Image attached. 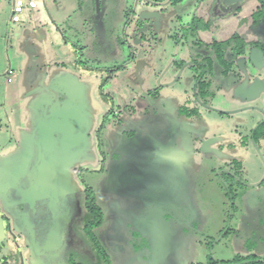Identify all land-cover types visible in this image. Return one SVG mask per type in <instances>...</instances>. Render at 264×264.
<instances>
[{
  "label": "rangeland",
  "instance_id": "rangeland-1",
  "mask_svg": "<svg viewBox=\"0 0 264 264\" xmlns=\"http://www.w3.org/2000/svg\"><path fill=\"white\" fill-rule=\"evenodd\" d=\"M15 1L22 0H0V79L8 69L14 71L21 97L13 96L8 110H0L1 123L14 113L17 127L31 117L34 121L36 102L65 73L84 85L85 102L98 121L113 103L111 93L99 98L96 92L106 75L115 89L138 93L133 117L110 120L114 128L104 129L102 137L92 134L75 166L81 168L73 181L80 216L67 227L58 262L214 264L210 258L227 262L251 254L263 259L264 149L237 144L261 116L250 111L230 119L206 111L196 117L181 113L193 81L188 70L172 64L181 56L179 48L168 31L151 41L133 32L147 0H30L36 4L35 19L27 20L26 10L22 22L13 24ZM255 71L246 66L238 74L246 78ZM232 92L238 94L230 88L214 95L211 105L227 111L236 102L261 105L264 100V94L248 100ZM5 124L0 146L6 145V136L13 138ZM174 125L186 134L171 143ZM101 143L102 156L97 151ZM112 153L119 159L114 161ZM233 160L242 164L235 178L226 172ZM122 175L129 176V184ZM92 210L99 221L95 226ZM229 228L235 235H222Z\"/></svg>",
  "mask_w": 264,
  "mask_h": 264
},
{
  "label": "flooded vegetation",
  "instance_id": "flooded-vegetation-1",
  "mask_svg": "<svg viewBox=\"0 0 264 264\" xmlns=\"http://www.w3.org/2000/svg\"><path fill=\"white\" fill-rule=\"evenodd\" d=\"M163 30L169 32V39L181 54L178 61L173 60L172 64L182 71L188 70L193 81L190 92H185L181 113L196 117L206 111L230 119L242 112H256L261 116L260 120L237 144L242 148L254 146L259 151L264 149V100L261 105L236 102V107L227 111L211 105L214 95L230 88L240 95L232 92L238 99L255 100L264 94V77L260 75L264 69V0H147L145 8L136 15L133 32L138 37L148 36L151 41L156 39L155 34ZM246 66L256 71L242 78L238 70ZM66 79L67 76L56 79L53 88L44 91L41 95L43 99L36 102L34 125L25 138L19 161L11 167L5 162L0 163V264H60L58 252L64 247L67 227L74 216H80L75 200L79 191L73 189V181L74 175H81V168L75 166L88 149L92 134L96 138L102 137L104 129L114 128L113 121L131 119L134 115L132 103L138 93H132L128 87L115 89L111 75H106L96 90L99 98L105 94L110 96V93L113 98L111 106L101 115V121L95 120L85 102L84 85L75 83L73 78L71 81ZM105 86H108L105 91L111 89V92L103 91ZM65 101L66 109L72 106L82 108L75 110L74 137L67 142L64 139L61 144L54 136L56 141L47 147L49 151L45 158H39L38 148L34 146L37 156H33L28 164L26 146L27 142L36 143L38 140L35 129L38 119L41 117L47 121L55 111L63 112L55 110L54 103ZM174 126L176 128L169 137L171 143L186 134L177 125ZM241 131L240 128L239 133L242 134ZM132 134L128 136L130 140L134 138ZM191 143L200 144L203 141L192 140ZM130 144L136 145L134 142ZM100 145L97 151L100 150L99 155L102 156L105 145ZM110 156L114 161L119 159L115 153ZM107 159V156L103 158L102 164ZM24 163L28 166L24 167ZM241 167L240 161L233 160L226 172L235 178L239 175L236 171H240ZM120 178L125 184L130 183L128 175ZM231 233L235 235V231L229 228L222 235ZM49 240L55 241L53 244L58 240L57 247L47 248ZM235 259L264 264V258L252 254L237 255L227 262ZM213 260L225 262L210 258V261Z\"/></svg>",
  "mask_w": 264,
  "mask_h": 264
},
{
  "label": "water",
  "instance_id": "water-1",
  "mask_svg": "<svg viewBox=\"0 0 264 264\" xmlns=\"http://www.w3.org/2000/svg\"><path fill=\"white\" fill-rule=\"evenodd\" d=\"M251 60H253V57H251ZM63 78H66L63 77ZM73 78V77H72ZM70 77H67L66 80L71 81ZM60 78H58L59 80ZM57 80V81H58ZM77 87V86H76ZM79 87V86H78ZM80 88L77 89V92L79 91ZM73 92V87L70 89ZM70 102H74V100H71ZM54 109L55 110H62L63 112H56L51 114L49 117L50 119L45 121L41 119V117L38 119V122L36 124L35 129L37 130L38 134V140L36 143H28V147L26 146V156L28 157V164L32 161L33 156H35V149L33 148L34 146L39 149H37V155H39V158L42 156L45 158L48 154V146L52 145L54 141L58 140L63 144L64 139H66V142L69 141L70 138L74 137L73 134V124L75 121V110L78 109L80 106H72L70 107L71 109H66V101L58 103H54ZM65 106V107H64ZM81 108V107H80ZM82 109V108H81ZM69 126V127H68ZM54 136L56 140H54ZM58 137V139H57ZM43 153V155L41 154ZM36 155V156H37ZM38 158V157H37ZM27 163H24V167H26ZM28 166V165H27ZM0 171H2L0 169ZM54 235L56 238V230L54 231ZM51 237V236H50ZM52 241H48L47 248H55L58 245V240H56V243L53 244Z\"/></svg>",
  "mask_w": 264,
  "mask_h": 264
},
{
  "label": "crops",
  "instance_id": "crops-1",
  "mask_svg": "<svg viewBox=\"0 0 264 264\" xmlns=\"http://www.w3.org/2000/svg\"><path fill=\"white\" fill-rule=\"evenodd\" d=\"M35 9H36V7L32 11H28L27 16H25V14H24V16L27 18V20H34L35 19V14H34ZM12 23L16 24L14 22H12ZM18 23H20V22H18ZM31 54H33L32 51H31ZM7 71H11L12 75H9V76L5 75V73ZM7 71H5L3 73V75H1L5 78V80L0 79V94L5 92L4 103H2L0 105V110L3 109L5 111L8 110L6 103L11 101V99L14 98L13 96H15L16 98L21 97V87H20L21 85L19 83V79H18V82H17V80L13 81V78L11 76L15 75V72L10 70V69H8ZM65 76H66V73L63 75H60L59 78H62ZM67 77L72 78L71 76H67ZM73 80L75 83H80V81L76 78H73ZM31 93H33V92H31ZM15 116H16L15 113H14V115H8V117L6 116V119L8 122L7 124H5V122H3V123L0 122V130L1 131L4 130L2 125L5 124L4 126L7 127L8 129H10L12 131L11 133L13 134V138H10V140H8L7 136L4 138V141L6 143L5 146H3V145L0 146V150L3 149V151H0V163L5 162L8 167H11L13 164H16L19 161L20 156L22 155V152L24 150L25 138L30 133V131L34 125L33 121H32V117L30 116L31 120L30 121L26 120L23 124L24 125L23 127H17L16 121H15Z\"/></svg>",
  "mask_w": 264,
  "mask_h": 264
},
{
  "label": "built area",
  "instance_id": "built-area-1",
  "mask_svg": "<svg viewBox=\"0 0 264 264\" xmlns=\"http://www.w3.org/2000/svg\"><path fill=\"white\" fill-rule=\"evenodd\" d=\"M36 7V4L33 1H15L11 8V21L14 23H18L21 21L24 12L31 11ZM5 75H12L11 71H7Z\"/></svg>",
  "mask_w": 264,
  "mask_h": 264
},
{
  "label": "trees",
  "instance_id": "trees-1",
  "mask_svg": "<svg viewBox=\"0 0 264 264\" xmlns=\"http://www.w3.org/2000/svg\"><path fill=\"white\" fill-rule=\"evenodd\" d=\"M97 211L95 210H92L91 212V216L93 217V221L91 222L92 225H98L99 224V221L97 219ZM214 264H255V263H247V262H243L242 260H239V259H235L233 261H230V262H214Z\"/></svg>",
  "mask_w": 264,
  "mask_h": 264
}]
</instances>
